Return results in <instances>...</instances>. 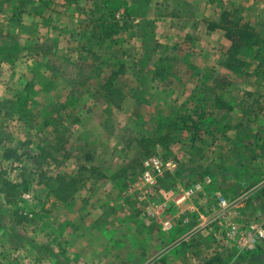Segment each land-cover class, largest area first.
Returning <instances> with one entry per match:
<instances>
[{
    "label": "rangeland",
    "instance_id": "1",
    "mask_svg": "<svg viewBox=\"0 0 264 264\" xmlns=\"http://www.w3.org/2000/svg\"><path fill=\"white\" fill-rule=\"evenodd\" d=\"M225 20L260 40L233 69L211 28ZM107 84L121 95L107 98ZM195 103L193 141L168 122ZM6 147L19 158L5 160ZM152 155L177 169L141 202ZM40 172L81 187L62 202ZM2 179L17 198L0 193V264H264V0H0ZM162 202L153 219L141 214ZM16 209L29 220L16 224Z\"/></svg>",
    "mask_w": 264,
    "mask_h": 264
},
{
    "label": "trees",
    "instance_id": "2",
    "mask_svg": "<svg viewBox=\"0 0 264 264\" xmlns=\"http://www.w3.org/2000/svg\"><path fill=\"white\" fill-rule=\"evenodd\" d=\"M113 12H111V15ZM228 17V14L222 13L221 18ZM101 25L104 28L103 23ZM100 25V26H101ZM106 25V24H105ZM101 26V27H102ZM109 26V25H108ZM106 27L104 29L105 36L112 35L113 32H111L109 27ZM219 27L224 31V36L229 40L230 47L227 52L226 57V66L228 68H236L238 65L242 64V62L239 61L238 56H235V53L238 52V50L243 46H253L258 45L259 38L254 32V29L247 23H239V20L232 21V20H225L222 24H217L214 27ZM92 31L95 32V29ZM237 59V60H236ZM162 66L157 68L156 73L161 74L162 72ZM158 71V72H157ZM164 71V70H163ZM166 71V70H165ZM113 75H116L114 72ZM112 75V76H113ZM157 77V76H156ZM104 86V85H103ZM106 88V96L109 99L116 98L119 95H121V91L117 87H110L107 84ZM200 106L198 104H194L193 108L189 110L188 113L181 114L180 116H177L176 119H171L168 122V126L174 127V129H186L191 133L190 139L195 141L198 137L199 132V122L194 120V115L198 114L197 111ZM200 117H202L200 115ZM169 138V134L165 133L164 135H157L154 141H162ZM152 139V140H151ZM149 139L153 142V138ZM139 144H145V140H138ZM52 149L55 152H59L62 149L61 142H57L54 146H51ZM45 148L39 149V154H37L40 158L45 157H52L51 152H48L44 150ZM2 156L5 160H10L13 158H19L20 154L17 153L16 148L6 147L3 152ZM39 176V183H41L44 179L47 180V182L44 183L45 186L48 187V192L52 193L58 200L62 202H69L75 197V194L79 191V188L81 187L82 179L77 176H66L64 174H57L55 176L46 177L44 172H40L38 174ZM17 185L12 183L11 181L7 179L0 180V193L4 195L6 203H13L15 202V199L17 198L15 196V187ZM12 215L14 217V221L16 224H21L29 220L28 215L24 214L20 209H16L12 212ZM153 264H156L154 262ZM210 264V263H207Z\"/></svg>",
    "mask_w": 264,
    "mask_h": 264
},
{
    "label": "built area",
    "instance_id": "3",
    "mask_svg": "<svg viewBox=\"0 0 264 264\" xmlns=\"http://www.w3.org/2000/svg\"><path fill=\"white\" fill-rule=\"evenodd\" d=\"M141 173H140V180L139 184L142 188H140V196L139 200L143 202L146 197L155 196V194L160 190V184L164 174L173 173L177 169V163L172 159H163L159 156L152 155L148 157H144L141 161ZM207 181V179H205ZM197 184L190 187L188 190H181L178 191L173 197L174 204L179 205L183 203L189 196H191ZM223 203L224 200H221ZM166 203L162 202L161 204H150L146 205L144 209H142V215L149 219H153L159 213H162L166 208ZM171 221L166 220L163 223V230L168 231L171 229ZM232 233H236L235 226L231 228Z\"/></svg>",
    "mask_w": 264,
    "mask_h": 264
}]
</instances>
